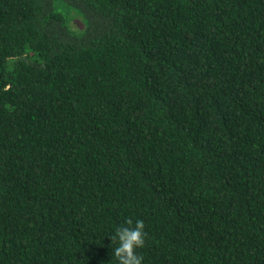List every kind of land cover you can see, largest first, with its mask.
I'll use <instances>...</instances> for the list:
<instances>
[{
  "label": "trees",
  "instance_id": "trees-1",
  "mask_svg": "<svg viewBox=\"0 0 264 264\" xmlns=\"http://www.w3.org/2000/svg\"><path fill=\"white\" fill-rule=\"evenodd\" d=\"M127 218L264 264V0H0V264H118Z\"/></svg>",
  "mask_w": 264,
  "mask_h": 264
},
{
  "label": "clouds",
  "instance_id": "clouds-1",
  "mask_svg": "<svg viewBox=\"0 0 264 264\" xmlns=\"http://www.w3.org/2000/svg\"><path fill=\"white\" fill-rule=\"evenodd\" d=\"M146 235L142 219L134 222L132 218H127L123 225L115 229L110 239L112 244L118 243L112 253L118 264H142L143 257L138 255L136 249L144 247Z\"/></svg>",
  "mask_w": 264,
  "mask_h": 264
},
{
  "label": "rangeland",
  "instance_id": "rangeland-1",
  "mask_svg": "<svg viewBox=\"0 0 264 264\" xmlns=\"http://www.w3.org/2000/svg\"><path fill=\"white\" fill-rule=\"evenodd\" d=\"M56 9L59 10V11H62V12H67L71 17H72V22H71V26L73 29H75V27H73L72 24H82V15L81 13L75 9V8H72V9H68V8H65L61 5V2H56ZM78 26V25H77ZM80 27V26H79Z\"/></svg>",
  "mask_w": 264,
  "mask_h": 264
}]
</instances>
